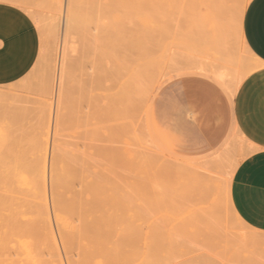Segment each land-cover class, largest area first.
<instances>
[{
	"label": "rangeland",
	"instance_id": "rangeland-1",
	"mask_svg": "<svg viewBox=\"0 0 264 264\" xmlns=\"http://www.w3.org/2000/svg\"><path fill=\"white\" fill-rule=\"evenodd\" d=\"M11 1L0 0V8L6 10L0 22V68L6 74L4 80L0 78V213L2 209L5 212L4 215L0 214V229L4 227L0 230L4 240L3 247V242H0V263L264 264V233L251 229L243 221L240 223L231 197H228L235 171L254 153V147L240 136L235 126L233 105L241 86L237 84L238 76L260 66L259 61L245 48L237 18L241 0H231L229 3L222 37L215 36L216 33L207 35L200 29L203 28L206 0H101L106 5L110 4L112 19L107 22L108 19L101 18L106 21L99 22L103 26L98 32L102 31L105 36L103 31L106 32L110 25L107 33L111 31L115 34L111 42H115L112 43L116 48L109 43L111 32L106 35L109 42L96 32V27L93 31L97 33L96 37L90 33L92 26H99V18L107 15L105 11L108 7L100 4V0H71L70 8H67L69 0H21L24 5L20 0L18 3ZM251 1L245 0V12ZM96 2H100V5H96ZM94 3L100 10L96 9ZM69 9L77 14L74 16V12H71L75 18H72L71 24ZM22 15L32 25L33 45L30 47L20 42L17 22ZM94 15L98 18L97 24L92 19ZM66 19L69 21L66 22ZM88 23L90 26L87 27ZM83 28L96 39L86 38ZM98 34L101 38L97 37ZM66 35L70 36L69 39ZM102 43L106 44L108 53V47L112 45L110 48H113L110 54L115 56L111 60L118 69L115 70L114 82L119 83L116 78H120V75H128L125 78L121 76L123 80L120 85L123 87L124 82L132 81L133 86L128 83L131 93H137L138 82L143 88V81L136 82L138 75L135 72L143 69L142 72L148 71L149 75L156 73L153 74L155 79L149 75L145 77L146 72L142 73L144 77L139 75V78L146 80L143 82L146 83L145 91L142 93L138 90L139 97L128 93L130 97L125 101L132 99L130 107L126 105L129 115L126 102L115 94L121 87L119 84L117 87V83L113 82L114 88H106L108 84L105 87L102 80L103 85H100L91 76L92 73L88 75L90 78L84 74L92 70L93 63L105 62L102 59L107 51L104 52L106 46ZM96 46L103 48L104 54L96 51L100 49ZM122 51V56L116 55ZM91 53L93 56L89 55ZM132 53L136 60L131 58ZM94 54L103 57H97L100 62H97ZM221 56L233 64L230 68L239 69L238 75L233 73L234 76L232 74L226 84L212 72H203L197 62L199 59L203 62L207 60L208 65L223 66L226 60L223 61ZM128 57L130 60L126 59ZM118 61L125 65L124 69ZM127 62L133 65L134 79H130L133 74L131 69L128 70L130 65L127 68ZM86 66L91 68L88 67V70ZM120 68L123 73H120ZM126 68L130 73L124 71ZM205 73L213 75L224 86H218ZM112 91H116L113 107L116 112L113 110L112 115L117 116L109 115L111 103L106 96ZM117 100H123L124 106L120 102L123 107L120 110L126 109L124 116ZM104 101L110 108L106 107ZM134 102L139 104L138 107ZM90 103L98 105L99 115L89 111ZM131 104L134 108L136 106V110L140 107L137 110L139 113ZM102 109L106 110L104 113L107 117L102 114ZM105 124L109 128L113 125L111 131ZM93 145L97 146L96 149L90 150ZM100 147L104 150H99L101 154L97 150ZM90 152L92 155H89ZM89 156L91 160L87 158ZM16 159L25 160L24 165L27 162L33 164L36 160L40 163L36 169L41 165L46 168L42 170L40 167L47 172V176L42 172L46 179H35L41 170L37 172L35 167L32 168L38 173L36 175L35 171L30 170L32 165H26L25 170L29 169L28 173L35 174L28 175L27 171V174H23L24 166L21 165V171L17 163L22 162ZM86 162L89 165L92 163L96 172ZM13 164L16 168L19 166L20 171L16 173H22V176L14 174L16 180H12ZM174 167H178V171L179 167H188V172L186 168L183 169L186 176L175 173ZM103 170L107 171V176ZM30 175L39 182V188L44 185L41 182L47 180V190L44 187L38 189V186L32 189L35 182ZM195 176H198V181L192 180L196 179ZM3 177L11 182V192L14 193L10 192L9 183ZM3 181L8 183L10 193L4 188L6 183ZM13 181H17L16 186ZM208 185L213 186L212 189L215 187L217 193L212 194L210 199L205 198L210 196L211 191L205 199L200 200L199 195L203 191L199 189L204 186L209 191L208 187L211 189V186ZM17 187H27L28 190ZM16 189L21 190V194ZM4 190L10 195L5 194ZM15 193L19 194L16 196ZM5 195H8V199ZM10 198L13 203L7 202ZM214 198L219 204L212 201H215ZM200 201L208 202L207 206L212 205L210 208L215 204L213 211L218 206V215H212V208ZM1 204L6 205L4 208L7 211ZM16 207L15 212L8 210ZM208 212L211 213L210 217L212 215L211 219L206 215ZM3 220L6 221L5 226L1 222ZM12 224L15 229L10 226ZM7 231H11L8 236ZM2 239L0 237V241ZM258 239L261 245L257 244Z\"/></svg>",
	"mask_w": 264,
	"mask_h": 264
},
{
	"label": "crops",
	"instance_id": "crops-1",
	"mask_svg": "<svg viewBox=\"0 0 264 264\" xmlns=\"http://www.w3.org/2000/svg\"><path fill=\"white\" fill-rule=\"evenodd\" d=\"M5 13L6 10L0 8V22ZM17 25L22 45L32 46L30 20L22 15ZM242 34L246 46L259 61L260 68L241 83L234 99L233 113L236 130L254 147V153L235 171L230 197L240 219L251 229L264 233V0H252L248 5ZM3 70L0 68L2 80L6 77ZM205 74L218 86H224L213 75Z\"/></svg>",
	"mask_w": 264,
	"mask_h": 264
},
{
	"label": "bare ground",
	"instance_id": "bare-ground-1",
	"mask_svg": "<svg viewBox=\"0 0 264 264\" xmlns=\"http://www.w3.org/2000/svg\"><path fill=\"white\" fill-rule=\"evenodd\" d=\"M7 1H8V0H7ZM12 1H14V0H12ZM12 1H11V2H12ZM17 1H18V0H15V2H17ZM69 1H70V3L67 4V5H68L67 8L72 7L70 4H71V2H73V1H71V0H69ZM69 1H68V2H69ZM95 1H96V0H95ZM237 1H238V0H237ZM19 2H20V3H23V5H24V2H23V1L21 2V0H20ZM100 2H101V3H100ZM100 2H99L100 4H104L105 7H108V8H106L107 10H110V4L106 5L105 3H102L101 0H100ZM230 2H231V0H206V3H205V5H204L205 13H204L203 24H202V25H203V28H200V29H202V32H204V33L207 34V35H210V33H216L215 36H216V35L221 36V37L223 36V35H222V34H223L222 32H223V30H224V28H225V16H226L227 8L229 7V3H230ZM238 2H239V1H238ZM17 3H18V2H17ZM17 3H16V4H17ZM96 3H97V2H96ZM99 3H97L96 5H100ZM107 3H108V2H107ZM72 4H73V3H72ZM25 5H26V3H25ZM93 5L95 6V3H94ZM18 6H19V5H18ZM104 6H103V5L101 6V9H102L103 11L105 10V9H104V8H105ZM95 7H96L97 10H100L99 6H95ZM103 7H104V8H103ZM30 8H31V7H30ZM98 8H99V9H98ZM96 9H95V10H96ZM72 10H73V9H72ZM72 10L70 11V9H69V12H70V14H71V17H68V19L70 18V21H69L68 19H66V20H67L66 22L69 21L70 24H71V21H73L72 18H74L75 14H76V13H75L74 11H72ZM97 10L95 11L96 13H98ZM107 10L105 11V12H107V15H106V14L104 15V12L102 11L104 17H100L99 20H98V18H97L96 15H94V16H95L97 19H95L94 16H93V17L90 16V17H92V19L96 20V21H94L95 23H96L97 20H98V24H99L98 27H97V26H92V25H91V26H92V28L90 27V28H91V32H90V30H88L90 33H93V34H94L93 36H95V37H96L97 33L95 34V33L93 32V31H94V27L97 28V29H95V30H96V32H98L99 29H101L100 26H103L101 23H103L104 21H106V19H108L107 22H110L111 19H112V18H111V12H112V11L110 10V12H109V11H107ZM66 12H67V11H66ZM71 12H72V13L74 12V16L72 15ZM89 12H91V11H89ZM99 12H101V11H99ZM93 13H94V12H93ZM93 13H90V14H93ZM96 13H95V14H96ZM201 13H202V12H201ZM244 13H245V0H241V5H240V8H239V10H238V17H237V18H238V20L240 21V25H241V29H242V31H243V17H244ZM60 14H61V13H60ZM66 15H67V16H70L69 14H66ZM76 15H77V14H76ZM99 15H100V14H99ZM64 16H65V15H64ZM67 16H66V18H67ZM72 16H73V17H72ZM87 16H88V14H87ZM109 16H110V17H109ZM201 16H202V14H200L199 17L202 18ZM82 17H83V16H82ZM199 17H198V18H199ZM86 18H87V17H86ZM101 18H102V19H103V18H106V19L102 21V20H100ZM74 19H75V18H74ZM76 19H77V18H76ZM88 19L92 21L91 18L88 17ZM101 21H102V22H101ZM239 21H238V22H239ZM85 22H86V21H85ZM92 22H93V21H92ZM92 22H91V23H92ZM99 22H101V23H99ZM107 22H106V23H107ZM91 23H90V24H91ZM64 24H65V23H64ZM67 24H68V23H67ZM67 24H66V26H68ZM80 24H81V23H80ZM92 24L94 25V23H92ZM96 24H97V23H96ZM78 25H79V24H78ZM66 26H64V27H66ZM88 26H90L89 23H88L87 27H88ZM69 27H70V26H69ZM80 28H81V27H80ZM90 28H89V29H90ZM104 28H105V26H104ZM108 28H110V25H109V27H107V29H105L106 32L103 31V33H106L105 36H104V34L102 35V31H101V30H100L101 32H98V33H100L102 37H105V39H108V38L110 37V38H109V39H110V42H109V39H108V41H107V40H106V41L109 42V43L111 44L112 42H114V41H113V40H114L113 35L115 36V34H113L111 31H109L108 33L111 32V35H112V36H108V35H107V34H108L107 31L109 30ZM63 29H64V28H63ZM83 29H84V30H83L84 32L87 30V29L85 30V28H83ZM92 29H93V30H92ZM112 29H114V28H112ZM67 30H68V27L65 29V31H67ZM69 31H70V30H69ZM73 31H74V28H73ZM83 31H82V32H83ZM114 31H115V30H114ZM62 32H64V31H62ZM86 32H87V31H86ZM86 32L84 33V35L88 33V32H87V33H86ZM120 32H121V31H120ZM120 32H119V33H120ZM67 33H68V32H67ZM62 34H63V33H62ZM64 34H65V32H64ZM64 34H63V36H64ZM70 34H71V33H70ZM129 34H130V33H129ZM82 35H83V34H82ZM89 35H90V34H89ZM89 35H88V34H87V36L85 35L86 38H87V37H88L89 39H90V38H91V39L95 38V37H92V36L90 37ZM91 35H92V34H91ZM106 35L108 36V38L106 37ZM120 35H121V33H120ZM66 36H67V35H66ZM71 36H72V35H71ZM85 36H83V37H85ZM101 36H99V34H98L97 37L101 38ZM67 37H68V39H69L70 36H67ZM112 37H113V38H112ZM117 37H119V36L117 35ZM126 37H127V36H126ZM66 39H67V38H66ZM84 39H85V38H84ZM91 39H90V40H91ZM95 39H96V38H95ZM111 39H113L112 42H111ZM115 39H116V38H115ZM120 39H121V38H120ZM122 39H123V38H122ZM122 41H124V40H122ZM128 41H129V40H128ZM137 41H138V40H137ZM97 42H98V41H96V43H97ZM119 42H120V41H119ZM133 42H134V41H133ZM83 43H84V42H83ZM96 43H94V45H95ZM114 43H115V42H114ZM126 43H127V40H126ZM88 44H89V43H88ZM88 44H87V45H88ZM103 44L106 46L105 43H102L101 45H103ZM110 44H109V45H110ZM112 44H113V43H112ZM127 44H128V43H127ZM133 44H134V43H133ZM138 44H139V43H138ZM138 44H137V45H138ZM223 44H224V43H223ZM223 44H220V46L223 45ZM104 45H103V46H104ZM113 45H114L113 47L116 48L115 44H113ZM92 46H93V43H92ZM98 46H99V45H98ZM103 46H102V47H103ZM225 46H226V45H225ZM89 47H90V46H89ZM96 47H97V46H96ZM110 47H112V45H110ZM110 47H108V49H109V53H108V50L105 49V48H107V46L104 47V49L102 48V49L104 50V52L107 51V55H106V53L104 54V52H103V50L101 49V47H97V48H100V49H97V48H96V49H97L96 51L99 50V51H100L99 53H102V52H103V54L105 55V57H106V56H107V57H106V59H104L105 57H104V58L102 57V58H103V59H102L100 56H96V55L94 54V55L96 56V60L98 59L97 57H99V58L102 59L103 61L105 60V62H104V63H98V64H97V63H93L92 68L89 67V66H91V65H89L90 62H88V65H89L88 67L91 68L92 70H90L91 72L88 71V73H87V72L84 73V74L87 75V76L89 75V73H92L91 76L94 77L95 80H97V82L100 83V85H103V84H104V86H105V85L108 84L107 87L105 86L106 88H108V87H109V88H112V87H113L112 84H113V82H114V77H115V74H116L115 70H116V71L118 70V69H115L116 65L114 66L113 61L111 60V58L113 59L115 55L113 54V53H114L113 51H112V54H113L114 56L110 54V49H113V48H110ZM133 47H134V46H133ZM226 47H227V46H226ZM226 47H225V48H226ZM91 48H93V47H91ZM136 48H137V47H136ZM225 48H224V49H225ZM245 48H246V50L249 52V54H251V55L254 57V55L250 52V50L248 49V47H247L246 45H245ZM119 49H120V48H119ZM138 49H139V47H138ZM65 50H66V49H65ZM105 50H106V51H105ZM117 50H118V48H117ZM84 51H85V50H84ZM114 51H115V49H114ZM225 51H226V50H225ZM88 52H89V50H88ZM84 53H85V52H84ZM84 53H83V54H84ZM96 53H97V52H96ZM99 53H98V54H99ZM221 53H222V52H221ZM227 53H228V52H227ZM108 54H110L112 57H111L110 55L108 56ZM117 54H120V55L122 56V54H124V53H123V51H122L121 53H119V52L116 53V55H117ZM219 54H220V53H219ZM228 54H229V53H228ZM86 55H87V59H88V54H86ZM86 55H85V56H86ZM89 55H92V53L89 54ZM99 55H101V54H99ZM132 55H133V53L130 55L131 58L133 57ZM220 55H221V54H220ZM85 56H84V57H85ZM92 56H93V55H92ZM109 57H110V58H109ZM221 57H222V56H221ZM107 58H109V59H107ZM133 58L136 60L135 55H134ZM193 58H194V57H193ZM217 58H218V57H217ZM254 58H255V57H254ZM116 59H117V58H116ZM120 59H123V57L120 58ZM126 59L130 60L129 57L126 58ZM126 59H125V60H126ZM195 59H196V58H195ZM219 59H220V58H219ZM221 59H222L223 61L226 60V59L224 60L223 57H222ZM128 60H127V61H128ZM137 60H138V59H137ZM215 60H216V59H215ZM98 61H99V60H97V62H98ZM114 61H115V60H114ZM140 61H141V60H140ZM210 61H212V60H210ZM210 61H208V62L210 63ZM94 62H95V61H94ZM99 62H100V61H99ZM118 62L121 63V61H118ZM197 62H199V63H198L199 66H198V67H200V68H201L202 70H204V71L212 72V73L215 74L217 77H219L221 80H223L225 83H227L228 81H230L229 79L231 78V76H232L233 73L235 74V72H236L235 75H238V72H239V71H238L239 69L235 70V69L230 68V67L233 66V64H230L229 61H227V60H226V62H225V64H224L223 66H222V65H220V66H219V65H218V66L216 65V67L213 66V64H212V65H208V64H206V63H207V60H206V62H203V61H200V59H199V61H197ZM197 62H196V63H197ZM212 62H213V61H212ZM216 62L219 63L218 61H216ZM216 62H215V64H217ZM240 62H241V61H240ZM240 62H239V63H240ZM196 63H195V64H196ZM103 64H104V66H103ZM116 64H117V62H116ZM121 64H122V63H121ZM123 64H124V60H123ZM123 64H122V66H123ZM128 64H129V62H127L126 65H128ZM130 64H131V63H130ZM130 64H129V65H130ZM133 64H134V63H133ZM136 64H138V63H136ZM188 64H189V63H188ZM190 64H191V63H190ZM195 64L191 65V67L194 66ZM198 64H196V65H198ZM210 64H211V63H210ZM129 65L127 66V68L129 67ZM139 66H140V65H139ZM61 67H62V66H61ZM83 67H84V66H83ZM86 67H87V66H86ZM86 67H85V69H86ZM88 67H87V69H88ZM117 67H118V66H117ZM119 67H121V66H119ZM132 67H133V65H130V67L128 68V70L131 69ZM238 67L240 68V65H239ZM124 68H125V65L123 66V69H124ZM127 68H126V70H127ZM142 68H143V66H142ZM142 68L140 67V69H142ZM193 68H196V66L193 67ZM259 68H260V66L258 67V65H257V67H256L255 69H250L248 72L244 73V75H240V76H238V81H237L238 83H237V84L240 85V84H241V83H242V82H243V81H244V80H245L250 74H252L253 72H255V71H256L257 69H259ZM85 69H84V70H85ZM123 69L120 68L121 72H120V70H119V72H120V73H123ZM88 70H89V69H88ZM126 70H124V71L127 72V73H130L133 69H131L130 72H128V70H127V71H126ZM145 70H146V69H145ZM134 71H135V70H134ZM142 71H143V69H142ZM142 71L139 70V73H138V72H135V73L138 75V77H137V75H136V77H137V79H138L136 82H138V81H143V82L146 81L145 78H142L143 80H142L141 78H139V75L142 76V75H143L142 73H145V72H146L145 74H147V73H149V72H148V71H144V72H142ZM151 73H152V72H151ZM151 73H150V75H149V74L145 75V77L149 75V76H152V78H154V77H153V74H156V73H152V75H151ZM117 74H119V73L117 72ZM124 74H125V73H124ZM132 74H133V71H132ZM132 74H131V75H132ZM234 74H233V76H234ZM125 75H126V74H125ZM131 75H130V76H131ZM87 76H86V77H87ZM116 76H117V75H116ZM121 76H123V75H120V78H121ZM127 76H128V75H127ZM127 76H123V78H125V77H127ZM134 76H135V75L133 74V76H131L130 79H131L132 77H133V79H134ZM155 76H156V75H155ZM63 77H64V75H63ZM88 77H89V76H88ZM88 77H87V78H88ZM92 77H91V78H92ZM143 77H144V75H143ZM235 77H236V76H235ZM89 78H90V77H89ZM120 78H118V77L116 78L117 80H119V83H118V81L116 80L117 82H114L115 84L117 83L115 86H117L118 84L120 85L121 80H123L122 78H121V79H120ZM147 78H148V77H147ZM150 78H151V77H150ZM150 78H149V79H150ZM152 78H151L150 80H152ZM64 79H66V78H64ZM133 79H132V80H133ZM154 79H155V78H154ZM87 80H88L90 83H92L91 80H89V79H87ZM102 80H103V81H102ZM63 81H64V80H63ZM92 81L94 82V79H93ZM101 81L104 82V83L102 84ZM129 81H130V80H129ZM147 81H148V80H147ZM126 82H127V81H126ZM131 82H132V81H131ZM131 82H130V83L128 82V83H129L130 85L133 86V84H132ZM143 82H142V84H143V88H142V85H140V82H138V83H139V88H137V89H138L140 92H142L143 90L145 91L144 86L146 85V83H143ZM233 82H234V81H233ZM105 83H106V84H105ZM109 83H111V84H109ZM128 83L126 84V83L124 82V84H122L123 87L120 85V86L122 87V90H123L122 93H126L127 95H126V94L123 95V94L121 93V90H120L121 87L119 88L120 91L118 90V93H117L116 91H114V92H116V93H115L116 95L118 94L117 96H120V97H121L120 99H122V98L124 99V102H126L125 107H126V105H128V106L130 107L129 102H130V103L132 102V99H131V98H130L131 101H130V100H129V101H128V100L125 101V99H127V98H129V97L131 96L130 94H132V95L134 94V95H133L134 97H137V96L139 97V96H140V95H137V93L139 94V91H138V90H136L137 93H131V92H132V91L130 90L131 87H129ZM144 84H145V85H144ZM147 84H148V83H147ZM150 84H151V82H150ZM237 84H236V85H237ZM91 85H93V83H92ZM119 85H118L117 87H119ZM135 85H136V84L134 83V86H135ZM152 85H153V83H152ZM236 85H233V86H236ZM239 85H238V86H239ZM124 86H126V87H124ZM136 86H137V85H136ZM136 86H135V89H136ZM147 86H148V85H147ZM90 87H91V86H90ZM95 87H96V86H95ZM100 87H102V86H100ZM127 87H129V88H128V91L126 90ZM140 87H141V88H140ZM113 88H114V87H113ZM234 88H235V87H234ZM236 88H238V87H236ZM91 90H92V89H91ZM94 90H95V89H93V91H94ZM125 90H126V91H125ZM103 91H104V90H103ZM114 92L112 91V93H111L110 95L107 94V96H106V98H110L109 103H111V104H110V105H111V106H110L111 109H109V112H110V110H111V114H109V115H112L113 110L115 109V108L113 109L114 104L116 103V102H114V101H116V99L114 100V98L116 97V95H115V97H114ZM91 93H92V91H91ZM120 93H121V95H120ZM128 93H129L130 96H128ZM142 93H143V92H142ZM146 93H147V92H146ZM52 94H54V93H52ZM60 96H61V95H60ZM124 96H125V97H124ZM141 96H142V95H141ZM101 97H102V94H101ZM103 97H104V96H103ZM63 98H64V97H63ZM60 99H61V98H60ZM133 99H134V98H133ZM108 100H109V99H108ZM135 100H136V99H135ZM105 101H106V100H105ZM105 101H104V103H106L105 105H107V102H105ZM133 101H134V100H133ZM136 101H138V99H137ZM90 102H91V100H90ZM93 102H94V103H97V104L100 103V102L98 103L97 101H93ZM117 102H118V100H117ZM120 102H121V101L118 102V103H119V107H118L119 110H120V107L123 108L122 106H124L123 100H122V102H121V103L123 104V105L121 104L122 106L120 105ZM138 102H139V101H138ZM141 102H142V101H141ZM134 103H135V102H134ZM91 104L93 105V103H90V105H91ZM90 105H89V111H92V112H94V113H97V107H98V105L95 104L96 106L93 105L94 107H93L92 105H91V106H90ZM116 105H118V104H116ZM135 105L138 107L139 104L137 105V102H136ZM100 106H102V105L100 104ZM131 106H133V105L131 104ZM136 106H135V108H134V106H133V108H134L135 110H136ZM140 106H141V105H140ZM106 107L110 108L109 105H107ZM125 107H124V108H125ZM103 108L105 109V106H104ZM98 109H99V108H98ZM104 109H102V110H103V111H102V114H103V115H105V113H106V110H104ZM126 109H127V111H128V107H126ZM126 109H125V110H124V109H121V110H120L121 115H122V113H123L122 116H124V115L127 113ZM129 109H130V108H129ZM139 109H140V107H139ZM139 109H137V110H139ZM137 110H136V112H138ZM104 111H105V113H104ZM107 111H108V110H107ZM114 111L116 112V110H114ZM125 111H126V112H125ZM130 111H131V110H130ZM132 111H133V109H132ZM100 112H101V111H100ZM100 112H99V113H100ZM115 112H114V113H115ZM120 112H119V114H120ZM117 113H118V112H117ZM138 113H139V112H138ZM97 114H98V113H97ZM143 114H144V113H143ZM98 115H99V114H98ZM113 115H116V114H113ZM113 115H112V116H113ZM128 115H129V111H128ZM116 116H117V115H116ZM143 116H144V115H143ZM105 117H107V115H105ZM41 118H42V117H41ZM126 118H127V117H126ZM106 119H108V118H106ZM113 119H114V118H113ZM110 120H111V119H110ZM115 120H116V119H115ZM127 120H128V118H127ZM108 121H109V119H108ZM111 122H112V121H111ZM124 122H125V121H124ZM103 123H104V122H103ZM106 123H107V122H106ZM112 123H113V122H112ZM100 124H101V123H100ZM108 124H109V123H108ZM105 125H106V124H105ZM110 125H111V124H110ZM125 125H126V124H125ZM106 126H107V125H106ZM114 126H115V125H114ZM111 127H113V125H111L110 128H111ZM117 127H119V126H117ZM107 128H108V130L110 129L108 126H107ZM115 128H116V126H115ZM100 129H101V128H100ZM120 129H121V128H120ZM110 131H111V129H110ZM110 131H109V132H110ZM114 132H115V131H114ZM119 132H120V131H119ZM107 133H108V132H107ZM107 133H106V134H107ZM125 133H126V131H125ZM100 134H101V133H100ZM116 134H117V133H116ZM108 135H109V134H108ZM108 137H109V138H111V137L113 138V136H111V137L108 136ZM116 137H117V136H116ZM119 138H120V137H119ZM102 139H104V136H103ZM113 141H114V140H113ZM119 141H120V140H119ZM101 142H102V140H101ZM101 142H100L99 144H100V146L102 145L101 147H103V144H102ZM94 143H95V142H94ZM94 143H93V144H94ZM103 143H105L104 140H103ZM116 143H117V142H116ZM121 143H122V142H121ZM95 144H96V143H95ZM95 144H94V145H95ZM109 144H110V143H109ZM94 145H93L94 148L91 146L90 150H91V149H96L95 147L98 146V144H96L97 146H94ZM106 145H107V144H106ZM111 145H112V144H111ZM112 146H113V145H112ZM98 147H99V146H98ZM101 147L97 149L98 152H99L100 149L102 150ZM109 147H110V146H109ZM113 148H114V147H113ZM46 149H47V148H46ZM46 149H45V150H46ZM104 149H105V148H104ZM101 150H100V152L104 151V150H102V151H101ZM110 150H112V148H110ZM116 150H117V149H116ZM100 152H99V153H100ZM23 153H24V152H23ZM23 153H22L21 155H24ZM90 153H91V152H90ZM90 153H89V155H92V153H91V154H90ZM99 153H97V155L100 157ZM104 153H105V152H104ZM100 154H101V153H100ZM21 155H20V157L23 158ZM103 155H104V154H103ZM17 157H18V156H17ZM20 157H18V158H20ZM24 157H25V156H24ZM90 157H91V156H89V157H87V158H90ZM92 157H93V156H92ZM95 158H96V157H94V159H95ZM101 158L103 159V157H101ZM113 158H114V156H113ZM217 158H218V157H217ZM25 159H26V158H25ZM92 159H93V158H92ZM102 159H101V160H102ZM16 160L18 161L19 159H16ZM87 160H88V159H87ZM87 160H86V161H87ZM90 160H91V158H90ZM113 160H114V159H113ZM219 160H220V159H219ZM219 160H218V161H219ZM88 161H89V160H88ZM95 161H96V160H95ZM19 162H22V161L19 160ZM23 162H25V160H24ZM23 162H22V163H17V165L20 164V165H19L20 168H19V166H18V168H19L20 170L22 169V168H21V167H22L21 165L24 166V167H23V170L27 169V168H25L26 165H30V166L32 165L33 167L30 168V166H29L28 168H30V170H33V171H35L37 164L40 165V163H38L36 160H35V163L33 162L34 165H33L32 163L29 164V162H27L26 165H24ZM36 162H37V163H36ZM90 162H91V161H90ZM112 162H113V161H112ZM118 162H119V161H118ZM219 162H220V161H219ZM219 162H218V163H219ZM43 163L45 164V162H43ZM95 163H96V162H95ZM97 163H98V162H97ZM220 163H221V162H220ZM15 164H16V163H15ZM15 164H13V169H12V175H13V176H12V177H13L12 180H16V179H14V178H15V175L22 176V175H21L22 173L24 174V173H26V171H27V173H28V171H29V169H28V170H25L24 172L20 173V175H19V174L16 173V171H17V170L20 171V170H19L18 168H16L17 166H16ZM84 164H85V163H84ZM86 164H88V163L86 162ZM86 164H85V165H86ZM90 164H91V165L88 164L89 167H90V168L92 167V168H93V169L91 168L92 171L95 170L94 172H96V169L94 168L95 166H92V165H93L92 163H90ZM99 164H100V163H99ZM112 164L114 165V162H113ZM46 165H47V164H46ZM85 165H84V166H85ZM88 165H86V167H88ZM100 165H102V164H100ZM207 165H208V163H207ZM98 166H99V165H98ZM103 166H104V165H103ZM177 166H178V165H177ZM201 166H202V165H201ZM210 166H212V165L210 164ZM14 167H15L16 170L14 169ZM34 167H35V169H32V168H34ZM38 167H39V168H38ZM38 167H37V168H38L39 170L36 169L37 172L40 171L42 168H43L42 170H45V169H46V168H44V166H42V165H41V166H38ZM40 167H41V169H40ZM45 167H46V166H45ZM54 167H55V168H54ZM54 167H52V168L56 169V166H55V165H54ZM86 167H85V168H86ZM100 167L103 168L102 166H100ZM180 167H182V166H180ZM180 167H179V171H180V172H179L178 169H177L178 167H177V168L174 167L175 169H174V168H172V169H174L173 171H177V172H175V173L185 174L184 176H186V172H188V167H184V168H186V172L184 171L185 173L183 172V169H184V168L182 169V168H180ZM104 168H105V167H104ZM107 168H108V167H107ZM201 168H203V167H201ZM201 168H200V169H201ZM172 169H168V170L172 171ZM189 169H191V168H189ZM204 169H205V167H204ZM204 169H203V170H204ZM23 170H21V171H23ZM42 170L39 172V175H38V173H36V171H35L36 175H38L37 177H34L35 179L38 178V177H40L41 179L44 178V179H42V180H45V179H46V178L44 177L43 173L46 175L47 172L42 171ZM88 170H89V169L87 168V171H88ZM165 170H166V169H165ZM184 170H185V169H184ZM196 170H197V169H196ZM205 170H206V169H205ZM213 170H214V168H213ZM46 171H47V170H46ZM87 171H85V172H87ZM89 171H90V170H89ZM89 171H88L87 173L90 174ZM170 171H168V172H170ZM207 171H209V169H208ZM14 172H15V173H14ZM42 172H43V173H42ZM103 172H104V170H103ZM103 172H102V173H103ZM105 172H107V171H105ZM105 172H104V173H105ZM111 172H112V171H111ZM200 172H201V170H200ZM203 172H204V171H203ZM27 173H26V174H27ZM30 173H34V172H29L28 175H29ZM35 173H34V174H35ZM40 173H41L42 175H41ZM119 173H120V172H119ZM171 173H173V172H170V174H171ZM195 173H197V172H195ZM198 173H199V170H198ZM206 173L208 174V172H206ZM206 173H205V174H206ZM215 173H216V172H215ZM217 173H218V172H217ZM14 174H15V175H14ZM34 174H31V175L33 176ZM199 174L202 175L201 173H199ZM28 175H26V176H28ZM31 175H30V176H31ZM91 175H92V174H91ZM105 175L107 176L108 174L105 173ZM172 175H173V174H172ZM187 175H188V174H187ZM208 175H209V174H208ZM208 175H204V176H208ZM9 176H10V174H9ZM9 176H6V177H8V179H10ZM30 176H29V178H30ZM32 176H31V179H32V181H34L35 179H34ZM41 176H43V177H41ZM46 176H47V175H46ZM95 176H96V175H95ZM109 176H110V174H109ZM111 176H112V175H111ZM189 176H190V174H189ZM216 176H217V175H216ZM117 177H118V176H117ZM117 177H116V178H117ZM121 177H122V176H121ZM197 177H198V176H197ZM197 177L195 176L196 179H192V180H197V181H198L199 179H198ZM208 177H209V176H208ZM218 177H219V176H218ZM4 178H5V177H3V180H5ZM16 178L19 179L18 177H16ZM41 179H40V182H41ZM110 179H111V178H110ZM118 179H119V178H118ZM120 179H121V178H120ZM188 179H189V178H188ZM200 179L202 180L201 177H200ZM208 179H209V178H208ZM215 179H216V178H215ZM216 180H217V179H216ZM216 180H214V181H216ZM226 180H227V179H226ZM5 181H6V182L8 181L7 178H6ZM5 181H3V182H5ZM10 181H11V180H10ZM18 181H19V180H18ZM204 181H205V179L203 180V182H204ZM1 182H2V181H1ZM6 182H5V183H6ZM13 182H14V181H13ZM16 182H17V181H16ZM16 182H14V183H15V186H16ZM34 182H35V186H34V184H33L32 186H34V188H32V189H35V187H37V186H38V189H41V188L43 189V187H44L45 189L47 188V187H46L47 185L45 186V182H47V180H46L45 182H41V184L44 183V185H42L41 188H39L40 186H39V184H38L39 182H37V180L34 181ZM34 182H33V183H34ZM36 182H37V185H36ZM203 182H201V183H203ZM209 182H210V181H209ZM8 183H9V181H8ZM8 183H6V187L4 186V188L6 189V191H8V189L10 188V192H11V190H12V189H11L12 186L10 185L11 182H10L9 185H8L9 188H8V186H7ZM14 183H13V185H14ZM29 183L32 184L31 181H30ZM205 183H207V181H206ZM205 183H204V184H205ZM17 184H18V183H17ZM41 184H40V185H41ZM212 184H213V182H212ZM212 184H211V185H212ZM4 185H5V184H4ZM29 185H30V184H29ZM198 185H199V184H198ZM198 185H197V186H198ZM211 185H208V186H211ZM213 185H214V184H213ZM15 186H14V188H16ZM199 186L201 187V185H199ZM199 186H198V188H199ZM21 187H22V186H21ZM21 187H17V188H18V189H22ZM203 187H204V186H203ZM203 187H202V189H204V190L199 189L201 192L203 191V193H201L202 195H199L200 198H201L200 200H202V198H204L206 195H209V193H210L211 191H212V192L210 193V196H207V197H205V198H208V197H209V199H210V198L213 197V196H211L212 194L217 193V192L214 191V189H216L215 187H214V189H212L213 186H211V189H210V187H208V188H209V191H208V189L205 190V188H203ZM7 188H8V189H7ZM26 188H27V187H26ZM26 188H23V189H26ZM23 189H22V190H23ZM38 189H36V190H38ZM45 189H44V191H45ZM16 190H17V189H16ZM16 190H15V191H16ZM27 190H28V188H27ZM46 190H47V189H46ZM4 191H5V190H4ZM6 191H5V192H6ZM17 191L20 192V194H21V190H20V191L17 190ZM17 191H16V192H17ZM197 191H198V190H197ZM204 191H205V192H204ZM206 191H207L208 194L206 193ZM213 191H214V192H213ZM8 192H9V191H8ZM8 192H6L5 194H9V193H10V192H9V193H8ZM30 192H32V191H30ZM37 192L39 193L40 190L37 191ZM42 192H43V190H42ZM42 192H41V193H42ZM228 192H229V191H228ZM11 193H14V192H11ZM43 193H44V192H43ZM45 193H46V191H45ZM196 193H197V192H196ZM229 193H230V192H229ZM17 194H19V193H17ZM17 194L15 193L16 196H17ZM197 194H198V193H197ZM223 194H224V193H223ZM9 195H10V194H9ZM12 195H13V194H12ZM15 195H13V196H15ZM217 195H218V194H217ZM5 196H7V199H8V195H5ZM16 196H15L14 198H16ZM227 196H228V195H227ZM222 197H223V196H222ZM228 197L230 198V196H228ZM4 198H5L4 200H7L6 197H4ZM11 198L13 199L12 196H11ZM11 198H10V201H7V202L13 203V202H11ZM205 198H204V199H205ZM18 199H19V198L15 199V200H18ZM214 199H215V198H214ZM226 199H227V198H226ZM217 200H218V199H217ZM219 200H220V199H219ZM2 201H3V200H2ZM212 201L217 203L216 199H215V201H214V200H212ZM230 201H231V200H230ZM16 202H17V201H16ZM200 202H201V203L204 202V205H206V206H207V204H208V202H206V203H207V204H206L205 201H203V202L200 201ZM7 204H8V203H7ZM16 204H17V203H16ZM212 204H213V203H212ZM217 204H219V202H218ZM228 204H229V202H228ZM1 205H2V204H1ZM9 205H10V204H9ZM9 205H8V206H9ZM11 205H12V204H11ZM11 205H10V207H11ZM4 206L6 207V205H2L3 208H4ZM12 206L15 207L14 204H13ZM210 206H212V205H210ZM210 206H207V207L210 208ZM214 206H215V204L213 205V208H214ZM226 206H227V205H226ZM228 207H229V206H228ZM12 208H13V207H12ZM12 208H11V209H8V210H9V211L11 210L12 212L17 211V207H16L15 209H12ZM211 208H212V207H211ZM211 208H210V209H211ZM213 208L211 209V213H212V211L214 210ZM0 209H1V208H0ZM4 209H5V211H7L6 208H4ZM204 209H205V208H204ZM210 209H209V211H210ZM216 209H217V210H216ZM216 209H215V211H213L212 215H214V213H217V212H218V209H219L218 206L216 207ZM13 210H14V211H13ZM228 210H229V209H228ZM1 211H2V213H3V215H4V213H5L4 210L2 209ZM11 211H10V212H11ZM10 212H9V214H11ZM2 213H0V214H2ZM6 213H8V212H6ZM205 213H207V211H205ZM211 213L208 212V214H206V215H207V216L209 215V217H210V214H211ZM14 214H15V213H14ZM212 215H211V217H212ZM217 215H218V213H217ZM1 216H2V215H1ZM12 216H15V215H13V213H12ZM211 217H210V219H211ZM236 217H238V216H236ZM0 218H1V217H0ZM207 218H208V217H207ZM207 218H206V219H207ZM238 218H239L238 221H240V223H241L242 220L240 219V217H238ZM238 218H237V219H238ZM7 219H8V218H7ZM215 219H217V218H215ZM0 220H2V218H1ZM14 220H15V219H14ZM7 221L11 224V221H9V220H7ZM208 221H209V218H208ZM1 222L4 223V225L1 224V227H2V225L5 226V222H6V221L4 222V220H3V221H1ZM8 222H7V223H8ZM15 222H16V221H15ZM211 222H212V221H211ZM7 223H6V224H7ZM9 223H8V226H9ZM13 223H14V222H13ZM14 224H15V223H14ZM10 226H13L12 229H15V227H14L13 224L10 225ZM6 227H7V225H6ZM3 228H4V227H2V229H3ZM9 228H10V227H9ZM2 229H0V230L2 231ZM6 229H7V228H6ZM4 230H5V229H4ZM4 230H3V231H4ZM1 231H0V232H1ZM8 232L10 233L11 231H7V236L9 235ZM5 233H6V231H5ZM0 234H2V233H0ZM10 236H11V235H10ZM17 236H18V235H17ZM0 237H1V239H2L3 235L0 236ZM262 238H263V237H262ZM262 238H261V239H262ZM260 241H261V240H260ZM260 241H259V239H258V243H257V244H260V245H261V243H259ZM0 242H3V243H1V246L4 245V240H3V239H2ZM263 244H264V241H263L262 245H263ZM257 246H258V245H257ZM2 247H3V246H2ZM66 250H67V249H66ZM0 252L2 253V251H0ZM73 252H74V251H73ZM73 252H72V253H73ZM1 253H0V254H1ZM70 253H71V252H70ZM72 253H71V254H72ZM60 257H61V256H60ZM67 257H68V258L70 257L69 254L67 255ZM69 260H71V258H70ZM1 261H2V260H1V256H0V262H1ZM60 261H61V260H60ZM60 261H59V262H60ZM72 261H73V260H72ZM75 263H76V262H75ZM0 264H3V262L0 263ZM12 264H13V263H12ZM60 264H63V263H60ZM82 264H83V263H82Z\"/></svg>",
	"mask_w": 264,
	"mask_h": 264
}]
</instances>
